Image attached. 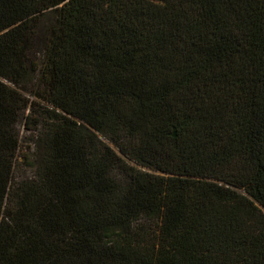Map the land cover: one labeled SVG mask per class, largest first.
Wrapping results in <instances>:
<instances>
[{
  "label": "trees",
  "instance_id": "16d2710c",
  "mask_svg": "<svg viewBox=\"0 0 264 264\" xmlns=\"http://www.w3.org/2000/svg\"><path fill=\"white\" fill-rule=\"evenodd\" d=\"M0 264H264V0H0Z\"/></svg>",
  "mask_w": 264,
  "mask_h": 264
},
{
  "label": "rangeland",
  "instance_id": "374dc122",
  "mask_svg": "<svg viewBox=\"0 0 264 264\" xmlns=\"http://www.w3.org/2000/svg\"><path fill=\"white\" fill-rule=\"evenodd\" d=\"M52 22H53V17L50 15H45L36 22L35 27H34V34L31 39L30 51L28 54L29 60H32L35 62L39 60L41 56L43 44L48 35V28ZM26 114H27V110L22 111L18 119L15 121V123L11 127L12 133L18 136L19 140L24 137L23 123H24V117ZM20 174L29 175L28 168L25 169L24 171H21Z\"/></svg>",
  "mask_w": 264,
  "mask_h": 264
}]
</instances>
